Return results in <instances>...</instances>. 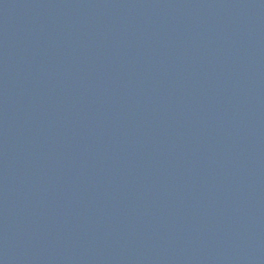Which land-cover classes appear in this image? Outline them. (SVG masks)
<instances>
[{
    "label": "water",
    "instance_id": "obj_1",
    "mask_svg": "<svg viewBox=\"0 0 264 264\" xmlns=\"http://www.w3.org/2000/svg\"><path fill=\"white\" fill-rule=\"evenodd\" d=\"M170 264H264V0H198Z\"/></svg>",
    "mask_w": 264,
    "mask_h": 264
}]
</instances>
